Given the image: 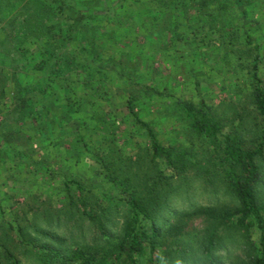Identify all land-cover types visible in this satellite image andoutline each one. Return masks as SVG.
Here are the masks:
<instances>
[{
    "label": "trees",
    "instance_id": "obj_1",
    "mask_svg": "<svg viewBox=\"0 0 264 264\" xmlns=\"http://www.w3.org/2000/svg\"><path fill=\"white\" fill-rule=\"evenodd\" d=\"M135 1L145 6L144 2ZM241 1L228 0V4L223 6L227 7L224 12L212 14L213 19L218 20V28L202 25V32L214 29V33L219 35L221 31L222 37L229 38L226 48L231 49L238 59L242 57L241 53H249L246 72L251 88L250 98L264 120V78L261 71L264 44L255 42L248 29L242 32V43L238 42L244 47L239 46L238 50V46L233 44L241 25L230 20V12L233 13ZM75 2L50 0L43 3L40 10L28 8L29 0H0V22L9 17V22L2 26L7 39L0 42L1 61L13 65L19 53L20 58L33 63L28 69L34 66V69L45 72L46 78L39 83L40 94H50L55 86L56 91L66 87L71 95L67 100L71 99L77 105L79 97L74 96L77 93L74 92L75 85L85 88L90 83L89 90L103 104L106 98L102 96L109 94L106 82L115 78L107 70L118 71L121 75L120 69H117L119 53L108 60L104 55H109L108 47L116 43L121 45L126 35L105 32L110 43L106 49H99L102 45L96 44V28L92 30L85 25V21L81 22L85 14L77 10L80 3L75 5ZM205 2L198 0L194 5L180 6L185 20L193 13L198 14ZM179 5L176 3V6ZM18 6L26 11L21 14L13 12L12 9ZM193 6H196L195 9L189 8ZM197 6H200L199 9ZM65 10L70 15L64 18L70 22L62 19L55 23L58 20L55 11L62 13ZM121 14L122 19L116 13L107 16L109 20L125 21L126 24L135 22L134 16L128 15L126 10L123 9ZM53 15L55 18H52ZM244 16H247L245 9L241 11L240 18ZM142 18H147V15ZM49 20L53 22L47 23ZM189 25L182 29L179 37H183L185 42L198 38L193 29L188 30ZM178 27L179 24L174 23L167 32L174 34ZM124 28L125 32L128 27ZM33 33L50 35L49 43L55 48L72 41L77 45L63 60L46 43L25 47V42L32 39ZM87 41L88 45H83ZM36 48L39 52L35 55ZM46 54L54 59L48 72L44 69L50 60L44 56ZM13 70L14 74H18L16 69ZM122 90L124 99L120 108L116 107V112L108 109L107 104H98L100 110L92 115L95 123L88 134L73 127L71 144H75L76 148L82 147L87 157L97 165L98 170L91 177H97L95 184L91 178H86V182L58 176L46 161L25 157L16 149L12 161L27 163L34 174L41 175V182L46 187H52L60 179V184L52 189L60 199L59 204L48 203L47 208L39 213L29 207L20 218L0 221V264H23L17 254L32 257V264H224L223 259L228 256L230 247L235 245L243 249L249 264H264V125L256 141L247 146L240 124L225 130L211 105L203 99L181 98L156 89L150 83L141 84L135 94L128 92L126 87ZM154 98L161 99L163 105H170L168 109L175 115L173 119L178 125L168 132L163 130L160 122L154 123L142 116V108L149 107ZM25 99L22 98V101ZM122 123L125 126L123 130L119 129ZM136 131L143 134L146 140L143 156L122 157L125 153L120 146L124 145L118 142V135L127 142ZM93 135L97 136L96 139ZM0 147H4L3 142ZM1 160L3 158L0 157ZM191 178L211 186V194L224 191L233 204L222 208H204V225L199 237L197 232L183 231V217L198 212L199 206L189 191ZM181 196L184 197L185 209L180 211L173 199ZM49 198L51 200V196ZM2 207L0 205V214L3 213ZM42 217L45 218L44 223L52 227L61 226L64 222L72 225L76 222L74 219H78L79 234L69 238L54 235L38 225L37 219ZM64 218L68 221L63 222ZM171 219L175 221L171 222ZM85 220L89 222L90 237L82 229ZM118 223H121V229Z\"/></svg>",
    "mask_w": 264,
    "mask_h": 264
},
{
    "label": "rangeland",
    "instance_id": "obj_2",
    "mask_svg": "<svg viewBox=\"0 0 264 264\" xmlns=\"http://www.w3.org/2000/svg\"><path fill=\"white\" fill-rule=\"evenodd\" d=\"M140 1L144 2L145 6L139 5L135 0H76L75 2V5L80 3L77 10L85 14L81 22L85 21V25L92 30L96 28V44L102 45L99 49H106L110 43L105 32L112 34L122 32L126 35L120 42L121 45L116 43L108 47L109 55H104L105 60H108L113 59L110 57L113 54L119 53L120 60L117 69H120L121 75H118V71L115 73L112 70H107L115 78L106 82L109 85L107 86L109 94L102 96L106 98L103 104H100V98L89 90L90 83L85 88L75 85L74 92L77 93L74 96L79 97L77 105H74L73 100H67V98H71V95L66 87L57 90L59 91L57 92L55 86L50 94L48 92L40 94L39 83L41 79L46 78L45 72L34 69V66L28 69L27 67L32 66L33 63L29 64L25 59L20 58L19 53H17L16 62L13 65L9 62H2L0 56V144L4 143V147H0V157L3 158L0 161V205L3 206L0 221H7L12 217L20 218L23 216L22 212L29 207L33 212L39 213L47 208L48 203L50 205L56 203L55 206L59 204L60 198L54 194L52 189L60 184V179L56 180L52 187H46L41 182V175L34 174V170L32 168L30 170L27 163L12 161V155L16 154V149L24 153L25 157L46 161L52 172L58 173V176L65 175L69 179H82L87 182L86 178H91L98 170L97 165L87 157V153L83 151L82 147L76 148L75 144H71L73 127L83 129L88 134L89 128L95 123L92 115L100 110L99 105L107 104L108 109L116 112V107L120 108L121 101L124 99L122 98L124 95L122 89L125 87L128 92L135 94L138 93L137 90L141 84L150 83L156 89L179 95L181 98L194 101L203 99L211 105L213 113L222 122L225 130L239 123L245 144L251 146L256 141L260 133L259 130L264 125V120L257 113L250 98L251 88L246 72L249 53H241L242 57L238 59L236 55H233L231 49L226 48L229 38L222 37L221 31H219V35L214 33V29L206 33L202 32V25L218 28L216 24L218 20L213 19L212 14L219 15L224 12L227 7L223 6L228 4V0H205V4L201 5L200 9V6H197L198 14H191L187 20H185L180 6L194 5L198 0ZM45 2L49 3L50 0H29L28 8L42 10V4ZM176 3L180 4L179 7L176 6ZM195 7L189 8L195 9ZM123 9L128 15L134 16L137 25L134 24L135 22L126 24L125 21L109 20L108 16L110 14L113 16L115 13L120 14L118 17L121 18ZM243 9L247 11V16L241 19ZM12 11L21 14L26 10L18 6L14 7ZM55 12L58 15V20L54 21L55 23L66 19L65 15H70L66 10L62 13ZM144 15H147V18L143 19ZM118 17L114 19H118ZM8 18L7 16L0 22V42L7 39L2 26L5 27L9 22ZM52 18H55V15ZM230 20L241 25L238 36H235L236 41H231L235 44L234 46H238V50L240 47H244L238 42L243 40L242 32L246 29L253 36L255 42L264 44V0H242L235 11L230 12ZM52 22L49 20L47 23ZM66 22L69 23L70 20L66 19ZM174 23L179 24V27L174 34L168 33L167 30ZM188 24H190L188 30L193 29L198 38L185 42L183 37H179L182 29ZM125 26L128 28L124 32ZM185 35L187 34L185 33ZM49 37L50 35L33 33L32 39L27 41L28 44L25 42V47L46 43L47 47L55 50L56 56L59 55L58 57L65 60L69 57L68 53L77 45L72 41L55 48L49 43ZM219 40H223V42L219 43ZM128 41L132 42L128 43ZM32 43L33 45H31ZM86 43L84 42L83 45H88V41ZM235 49L237 48L235 47ZM38 52L39 49L36 48L35 55ZM44 56L50 59L44 68L48 72L54 59L50 58L49 54ZM86 56L90 57V55ZM13 69H16L18 74H14L15 70ZM261 71L264 78V64ZM101 92L103 93V91ZM22 98H26L24 102ZM20 103L21 107L19 108ZM142 104L144 105V103ZM148 106L141 110L144 119L154 123L160 122L166 132L178 125L173 119L175 115L168 109L170 105H163L161 99L154 98L151 105L148 104ZM30 112L31 114H29ZM75 122L79 124L74 125ZM124 127V123H122L119 129L123 130ZM93 136L96 139L97 136ZM117 140L121 145H124L120 146L126 154L122 157L127 155L133 158L143 156L146 140L140 132L132 133L127 142H124V138L120 135ZM96 178H91L94 184ZM188 184L189 191L193 195L192 199L199 206L198 212L183 217V231L197 232L199 237L201 236L200 230L204 225L203 217L206 212L204 208L208 206L222 208V206H232L233 204L224 191L211 194L209 191L211 186L206 185L200 179L191 178ZM49 196H51V200ZM183 200V196L173 199L180 211L185 209ZM6 205H10V207ZM44 219V217L37 219L38 225L50 230L54 235L69 238L79 234L78 219H74L77 223L74 222L71 225L68 222L65 223L64 221L68 220L64 218V223H61V226L53 225V227L46 225ZM174 221L175 219H171V222ZM82 224L83 231L90 237L92 234L89 222L85 220ZM118 224V228L121 229V223ZM71 247L75 248V245H71ZM17 255L21 257L23 264L34 263L30 256ZM223 260H225L224 264H249L243 249L238 245L230 247L228 256Z\"/></svg>",
    "mask_w": 264,
    "mask_h": 264
}]
</instances>
